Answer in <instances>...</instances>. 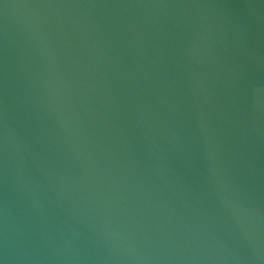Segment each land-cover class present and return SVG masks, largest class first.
Wrapping results in <instances>:
<instances>
[{
  "label": "water",
  "instance_id": "1",
  "mask_svg": "<svg viewBox=\"0 0 264 264\" xmlns=\"http://www.w3.org/2000/svg\"><path fill=\"white\" fill-rule=\"evenodd\" d=\"M2 264H264V0H0Z\"/></svg>",
  "mask_w": 264,
  "mask_h": 264
},
{
  "label": "snow or ice",
  "instance_id": "2",
  "mask_svg": "<svg viewBox=\"0 0 264 264\" xmlns=\"http://www.w3.org/2000/svg\"><path fill=\"white\" fill-rule=\"evenodd\" d=\"M0 264H2V262H0Z\"/></svg>",
  "mask_w": 264,
  "mask_h": 264
}]
</instances>
